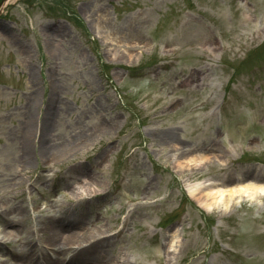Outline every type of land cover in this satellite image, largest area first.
I'll use <instances>...</instances> for the list:
<instances>
[{
  "label": "rangeland",
  "instance_id": "374dc122",
  "mask_svg": "<svg viewBox=\"0 0 264 264\" xmlns=\"http://www.w3.org/2000/svg\"><path fill=\"white\" fill-rule=\"evenodd\" d=\"M1 1L0 263L73 222L110 239L102 264H264V196L207 211L185 190L264 181V0Z\"/></svg>",
  "mask_w": 264,
  "mask_h": 264
},
{
  "label": "bare ground",
  "instance_id": "6f19581e",
  "mask_svg": "<svg viewBox=\"0 0 264 264\" xmlns=\"http://www.w3.org/2000/svg\"><path fill=\"white\" fill-rule=\"evenodd\" d=\"M10 2V0H6L3 3V7ZM53 106H48L47 111H52ZM47 116L50 114L48 112ZM51 117V116H50ZM40 131H43L41 135L44 134V126L40 128ZM101 136V135H100ZM42 157L48 155L46 154V149L43 146ZM45 158V157H44ZM205 157L200 155L193 156L186 160L185 164L190 166H198L200 162H203ZM216 163L223 165V161L217 159ZM235 180L241 181L244 177H235ZM214 183L211 181L206 184H190L187 186L188 193L190 194L191 198L203 209L207 211H212L217 208V205L228 206L230 203L232 205H236L241 203L244 200L256 201L258 197L264 196V183H257L254 181H241L239 184L238 182L233 185L232 187H224V188H215L212 186ZM82 219V218H81ZM80 218L76 220V222H82ZM73 222L67 223L65 225L60 226V231L55 223L49 222L47 224V233L51 234L50 236L46 237V239L42 238V240L34 241H27L23 239L25 243H27V247L31 246L34 242H36V246L38 243L43 244L42 249L40 250V255L37 257L34 263L33 258L29 255H20L17 256L19 261L17 264L23 262L32 263V264H102L100 263V259L105 257V254L109 251V242L107 241L108 238L100 237L102 232L97 230L98 236L96 237V232H91L90 230L84 231H71L69 236H64L60 232L61 230L68 229V225ZM76 227L80 228L79 224H76ZM65 228V229H64ZM75 228V229H78ZM18 230L16 229V225L13 221L8 223L6 229L3 231V236L0 241L6 243L5 240H13L17 236ZM75 243L78 245L77 249H72L71 245ZM86 244V245H84ZM58 245H62L65 249L59 248ZM46 247V248H45ZM32 251L35 250V247H31ZM44 249V251H43ZM44 252V253H43ZM37 253V251H36ZM43 253V254H42ZM54 254L55 257L50 256L43 257L46 254ZM42 255V256H41ZM66 255H70L67 257ZM41 258V259H40Z\"/></svg>",
  "mask_w": 264,
  "mask_h": 264
}]
</instances>
